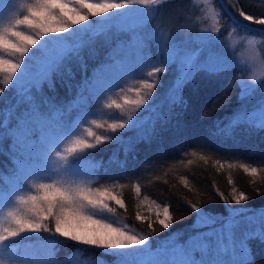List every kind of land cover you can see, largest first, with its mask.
<instances>
[{"label": "snow or ice", "instance_id": "6c2138e0", "mask_svg": "<svg viewBox=\"0 0 264 264\" xmlns=\"http://www.w3.org/2000/svg\"><path fill=\"white\" fill-rule=\"evenodd\" d=\"M174 2L0 0V76L3 77L0 94L11 85L19 96L13 107L0 110V142L7 134L12 139L13 150L19 147L21 157L13 160L15 169L11 176H4L0 170V179L7 184L6 189L0 187V213L3 214L0 264H51L50 259L34 252L21 251L18 243L21 238L40 233L108 250L117 258V264H251V250L244 240L236 241L234 229L241 220L258 223L257 231L248 233L246 238L260 235L264 240V210L259 211L257 219V215H246V208L230 209L225 218L203 211L198 202L186 200L192 211L198 214L193 227L208 230L197 232L184 245L165 244L154 251L149 243L151 233L136 232L122 218H117L118 208L127 213L122 198L125 185L119 181H104L98 175L102 161H96L89 151L115 141L126 144L124 151L127 153L134 150L135 143L153 138L157 120L167 123L181 115L175 108L187 107L183 89L198 72L218 75L234 69L250 71L248 82L240 81L239 98L243 101L259 90L255 86L264 81V58L258 45H264V40L247 35L240 26L244 22H248V28L253 24L264 26V15L256 17L240 7L238 12H234L236 19L233 20L226 12L229 6L232 9L237 7L232 0H195L196 4L202 5L198 11L206 26L199 29L200 34L193 41L191 36L182 37L179 27L171 24L168 27L153 26L158 16L164 18L165 6ZM188 3L193 4V0H188ZM93 17L98 19L91 20ZM112 30L131 31L132 50L123 59L114 58L113 64L97 70L96 79L91 84L86 83L66 110L45 100L51 115L42 112L32 90L38 91L45 81L52 87V74L70 55H78L80 49L93 43L96 37L108 36ZM137 30H143V34H137ZM236 32L245 33L239 35L241 40L233 38ZM260 32L264 33V27ZM223 38L231 41L228 49L222 45L216 47ZM245 40L237 61L235 52L230 50H235ZM150 44L157 49L155 59ZM169 68H174V79L146 110L155 116L133 120V115L149 104L158 85L164 87L160 76ZM109 74L132 76L137 86L113 91ZM85 91L90 95L86 96ZM131 93H134V98L129 95ZM89 99H103L102 107L98 105L96 110L88 111ZM259 103V108L252 111L242 105L228 118L226 125L220 127L218 123L215 135L231 138L242 125L264 131V99ZM21 104L26 107L17 114ZM165 105L166 113L158 111ZM74 109L78 110L75 119L68 120ZM114 111L118 115H112ZM105 115H109L111 122L104 119ZM13 120L15 124L10 127ZM123 129L134 132L135 140L123 134H107ZM205 151L208 150L202 148L200 153L193 150L190 155L207 162ZM215 163L220 169L240 168L253 178L264 172V166L245 162L225 164L216 159ZM181 183L192 191L188 179L181 178ZM228 183L233 184L231 177ZM132 188L139 198L140 183H134ZM216 191L225 204L229 203L223 192L218 188ZM230 195L237 204L249 199L234 184ZM144 202L148 203L155 219L137 211L136 220L149 221L151 232L155 231L153 224L168 229L173 223L170 206L149 200L147 195L141 201ZM139 207L140 204L137 205ZM221 220L224 222L217 227ZM60 243L62 241L58 239L37 237V245H29V248L38 246L50 255ZM77 251L83 252L82 249ZM196 253L200 254L199 257ZM229 256L230 259L225 258Z\"/></svg>", "mask_w": 264, "mask_h": 264}, {"label": "trees", "instance_id": "16d2710c", "mask_svg": "<svg viewBox=\"0 0 264 264\" xmlns=\"http://www.w3.org/2000/svg\"><path fill=\"white\" fill-rule=\"evenodd\" d=\"M233 2L238 10L242 7L256 17L264 15V0H233ZM246 32L264 38V34L249 30ZM97 52L100 55L98 53L93 55L95 52L84 47L78 55H70L60 69L52 74V87H49L48 81H45L38 91L32 90V94L41 105L42 112L51 115L47 104L44 103L45 100L66 110L84 89L83 87L90 79L88 77L99 68L100 56L103 54L101 49ZM224 73L211 75L208 79L204 78V73H197L183 89L187 107L175 108V111L181 112V115L167 123L157 120L155 136L150 140L135 143L133 151L125 153L126 144L113 141L102 144L97 149L89 150L96 161H102V168L99 169L98 175L104 181H119L125 185L122 198L128 211L135 210V193L132 185L136 182L141 185V196L147 195L150 200L170 206L173 223L168 229H163L159 224H153L155 231L151 232L148 227L149 222H134L135 228L143 234L151 233L149 240L152 242L154 251L165 244L169 246L184 244L197 232L208 230L193 227L198 214L192 211L186 200L198 202L203 211L225 218L228 217L230 209L246 208L248 209L246 215L264 210V172H260L253 178L240 168L220 169L215 163L216 159H221L225 164L245 162L252 166H264V131L242 125L235 130L231 138L215 135L218 131V123L220 127L226 125L229 122L228 118L233 116L242 105L249 111L259 108V102L264 99V81L258 88L260 91L257 94L258 97L251 96L242 101L239 98L240 75L233 71ZM2 79L3 77L0 76V80ZM214 80L221 82V88L217 86L218 84L212 87L213 83L204 85L205 82H214ZM199 85L202 93L204 86H207V89L210 87L207 92L210 99L206 101L208 105L202 111L196 109L203 102L202 95L197 97L200 92L197 87ZM0 87L3 85L0 84ZM188 95L192 97L189 98ZM18 99L19 96L10 85L3 94H0V110L13 107ZM25 107L26 105L21 104L16 110L17 114ZM166 109L167 106L162 108L161 112H166ZM14 124L15 120L10 127ZM122 134L125 137H133L135 140L134 132L126 131ZM0 147L3 149L0 152V170H3L4 176L8 177L15 169L13 160L21 158L19 147L13 150L12 139L7 134L0 142ZM202 148L208 150L203 152L208 157L207 162L200 160L198 156L190 155L193 150L200 153ZM189 160L192 161L191 164L188 163ZM229 177L235 187L249 197L248 200L242 201L239 205L232 200L230 193L233 184L228 183ZM181 178L189 180L192 191L184 187ZM5 183L3 179H0V186ZM217 188L224 193L229 203L225 204L220 198ZM121 213L125 211L122 209ZM125 215L128 217L126 213ZM130 218L131 216L128 217L129 221L132 220ZM222 222L224 221H218L217 225ZM37 236H47V239L62 241L52 250L56 260L67 259L74 252H78L77 254L82 258H95L109 262L117 259L107 250L80 245L67 241L63 237H50L48 233L27 238L25 241L27 243H20L24 239L19 240L18 243L20 246L22 244L37 245ZM170 236L172 243L168 242ZM247 245L251 250V264H264V241L258 237L251 238ZM78 249H82L83 252L77 251Z\"/></svg>", "mask_w": 264, "mask_h": 264}, {"label": "rangeland", "instance_id": "374dc122", "mask_svg": "<svg viewBox=\"0 0 264 264\" xmlns=\"http://www.w3.org/2000/svg\"><path fill=\"white\" fill-rule=\"evenodd\" d=\"M232 3L235 4L233 2V0H232ZM201 7H202V5L196 4L195 0H193V4H189L188 0H175L174 3H170V4H167L165 6L166 11L163 14L164 18L161 19L158 16L153 21V26L160 25L161 27H168L171 24L173 27H179L180 28L181 33H182V37L186 38L188 36H191L192 40L196 41L198 38V35L200 34L199 29L201 27L206 26V22H202L200 20L201 13L198 11V9ZM228 8L233 13V15H234V12L239 11L237 7L235 9H232L231 6H229ZM96 19H98V18H96V17L91 18V20H96ZM245 23L248 24V22H245ZM252 26H254V25H252ZM78 27H82V26H78ZM255 27L261 29L263 26L255 25ZM242 29H244V28H242ZM244 30L246 32V30H248V29H244ZM249 31H251V30H249ZM246 33H247V35H254L257 40H264L263 36H259L256 34H249L248 32H246ZM137 34L142 35L143 30H137ZM243 34H245V33L244 32L233 33V38H235L236 36H239V35H243ZM65 35H67V34H65ZM85 38L87 39L88 37L85 36ZM46 39H47V37H46ZM132 41H133V33L131 31H119L118 32L116 30H112L109 32L108 36H103V35L98 36L95 38L93 43L86 45L85 47H88V49L91 50L93 53L95 52L93 55H96L98 53L97 51L99 49L102 50V54H103V56H100L101 61L99 64V68H97L94 71V73L88 77L90 79H89L87 84H91V82H93L96 79L97 70L101 69L103 66L113 64L114 58L123 59L127 55V53L130 50H132ZM230 43H231V41L229 39L223 38L221 41V44L216 45V47L219 48L222 45L223 48L228 49V46L230 45ZM244 43H246V40L242 41L241 45H238L235 50H230V51L235 52V54H236L235 59L237 61H239V59H240V51H241ZM37 47H39V45H37ZM149 47H150L151 54H152L153 58L155 59L157 49L154 45H151V44L149 45ZM192 47L193 48L195 47L194 43L192 44ZM258 47L262 49L261 53L264 54V45H258ZM82 49H80V51H82ZM31 51L34 52V51H36V49H31ZM25 59L27 60V58H25ZM231 71L239 74L241 79H243L246 83L248 82L247 76L250 74V71H243L242 72L238 69H234V70H229L228 72H231ZM198 73H204V78H206V79H208V77L211 76L209 73L203 72V71L198 72ZM174 75H175L174 68H169L168 72L161 74L160 83L162 85H164V87H160L158 85L157 89L154 91L152 99L149 100V104L145 105L143 108H141L139 111H137L133 115V120H136L138 117H142V116H144V117H154L155 116L154 113H148L146 110L153 103V100H156L158 96H160L162 93H164L166 91L167 87L170 86L172 80L174 79ZM224 75H227V74L224 73ZM108 79H109L110 83L113 85V91H119L120 87H127V86L136 87L137 86L135 83V79L132 76L109 74ZM211 83H213L212 87H214L218 84L217 86L221 88V82H219V80H214V82H205L204 85L211 84ZM260 85L261 84L256 85L255 87L259 88ZM197 87L200 91L199 94L197 95V97L202 95L201 100H203V102L200 103L196 109H199V111H202L203 108L208 105L206 103V101L208 99H210V96L207 93L209 91L210 87L207 89V86H204L203 87V91H204L203 93H202V89H200L201 88L200 85ZM83 88H85V86ZM259 92H260L259 90L256 91L253 96L258 97L257 94ZM109 94H111V93H109ZM85 95L88 96L90 94L87 91H85ZM129 95L134 98V93H131ZM188 96H190V95H188ZM191 97H192V95L189 98H191ZM194 98H195V96H194ZM98 105L100 107H102L103 99H100L99 101H97L95 99H89L88 100V111L96 110ZM104 111L107 112V110H104ZM158 111L161 112L162 108L158 109ZM77 112H78V110L74 109L71 112V114L67 117V119L68 120H74L76 115H77ZM166 112H167V109H166ZM166 112H164V113H166ZM187 114H189V113H187ZM112 115H118V112L114 111L112 113ZM175 118L176 117H173V119H175ZM104 119L109 120V122H111L109 115H105ZM100 131H103V130H100ZM126 131H128V130L123 129V130H118L116 133L108 132L107 134L113 135V136H120V135H122V133H124ZM113 142H115V141H113ZM0 187H4L6 189L7 184L5 183V185H2ZM143 197L144 196L140 195V197L137 198L135 195V199H134L135 200V210L133 212H130L127 210V213H126L128 215V217L131 216L130 219H132V220H130V221L128 220V217L125 215V213H123V214L121 213L122 209H119V208L117 209V218H122L124 223H126L130 228L134 229L136 232H139L141 234H143V233L140 232L139 230H137V228H135V226H134L135 221L141 222V221L136 220V218H135L136 212L140 211L141 215L150 216L152 218V220L155 219L154 215L149 211L148 203L147 202L141 203V201L143 200ZM138 204H140L139 208H137ZM128 212H129V214H128ZM258 213H259V211H256L250 215H257V219H258ZM2 222H3V214L0 213V223H2ZM144 222H146V221H144ZM147 222H149V221H147ZM222 223H219L217 225V227H219L220 224H222ZM259 227H260V225L258 223H250V222L241 220V223L234 229L236 241L239 242L241 240H244L245 243L247 244L248 241L251 240V238H256V237L260 238V235H255V236H251V237L246 238L248 233H255L257 231V228H259ZM40 234H47V233H40ZM36 235H39V234H31V237H36ZM37 237L47 238V236H37ZM189 238H188V240H189ZM21 239H24V240L20 243H24L27 240V238H21ZM188 240H186L184 242V244H186L188 242ZM260 240H262V239L260 238ZM262 241H264V240H262ZM168 242L169 243L173 242L171 236H170V241H168ZM25 243H27V242H25ZM149 243L151 244L152 242L149 240ZM184 244H178V245H184ZM29 245H32V244H22L20 246L21 251L28 250L30 252H34L36 255L41 256L44 259H50L51 264H117V259L109 262V261L95 259V258H82L79 254H77L78 252H74V254L71 255L70 257H68L67 259L56 260L53 257V251L49 255L46 249L41 250V249H39L38 246L33 247V248H29ZM248 248H249V246H248ZM99 249H101V248H99ZM102 250H105V249H102ZM199 255H200L199 253H196L197 257H199ZM225 258L230 259V256L225 257Z\"/></svg>", "mask_w": 264, "mask_h": 264}, {"label": "water", "instance_id": "95a60500", "mask_svg": "<svg viewBox=\"0 0 264 264\" xmlns=\"http://www.w3.org/2000/svg\"><path fill=\"white\" fill-rule=\"evenodd\" d=\"M226 12H227V15L228 16H230V17H232V19L233 20H235L236 19V17L233 15V13L230 11V9L229 8H226ZM247 23H243V24H241V28H244V29H248V30H251V31H254V32H258V33H260V34H264V33H261L260 32V28H257V27H255V26H251V28H248L247 27Z\"/></svg>", "mask_w": 264, "mask_h": 264}, {"label": "clouds", "instance_id": "9594fccd", "mask_svg": "<svg viewBox=\"0 0 264 264\" xmlns=\"http://www.w3.org/2000/svg\"><path fill=\"white\" fill-rule=\"evenodd\" d=\"M235 39H236V40H241V37L236 36ZM250 39H252V38H250ZM261 57L264 58V54L261 53Z\"/></svg>", "mask_w": 264, "mask_h": 264}]
</instances>
